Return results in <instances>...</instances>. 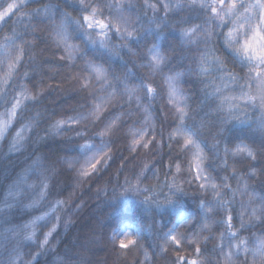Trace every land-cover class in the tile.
<instances>
[{"label": "clouds", "instance_id": "9594fccd", "mask_svg": "<svg viewBox=\"0 0 264 264\" xmlns=\"http://www.w3.org/2000/svg\"><path fill=\"white\" fill-rule=\"evenodd\" d=\"M0 264H264V0H0Z\"/></svg>", "mask_w": 264, "mask_h": 264}]
</instances>
